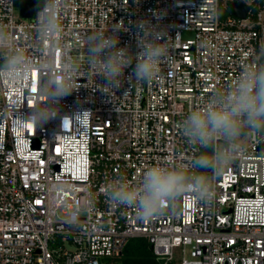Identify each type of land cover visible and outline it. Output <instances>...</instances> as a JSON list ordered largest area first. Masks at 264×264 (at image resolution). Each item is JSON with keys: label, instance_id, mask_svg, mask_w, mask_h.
Instances as JSON below:
<instances>
[{"label": "built area", "instance_id": "built-area-1", "mask_svg": "<svg viewBox=\"0 0 264 264\" xmlns=\"http://www.w3.org/2000/svg\"><path fill=\"white\" fill-rule=\"evenodd\" d=\"M231 1L61 0L60 31L46 39L39 23L49 0H35L30 16L19 0H0V63L22 51L40 66L0 77V264H108L132 237H144L159 264H264V137L242 138L245 151L211 182L210 199L188 194L142 220L107 198L120 176L134 187L153 165L199 156L204 150L187 143L181 121L245 67L264 65V0H242L243 17ZM156 10L165 13L159 24L172 38L171 61L151 83L126 79L117 92L105 89L88 64L86 38L124 20L131 31L119 33L118 47L135 53V22L158 23ZM65 60L79 65L74 90L55 118L24 123L47 101L49 68L55 75Z\"/></svg>", "mask_w": 264, "mask_h": 264}, {"label": "clouds", "instance_id": "clouds-1", "mask_svg": "<svg viewBox=\"0 0 264 264\" xmlns=\"http://www.w3.org/2000/svg\"><path fill=\"white\" fill-rule=\"evenodd\" d=\"M60 10L61 0H49L41 13V37L51 39L60 31ZM164 15L161 11H153V17L158 21L156 24L150 20L135 22L139 29L135 53L130 45L118 47L119 33L131 31L124 20L115 23L107 33L101 31L86 38L88 64L98 76L106 78L105 89L117 92L126 79L130 85L133 82L151 83L160 66L171 61L167 44L172 38L159 24ZM133 61L135 67L125 77V70ZM37 67L40 66L22 51H13L0 63V77H22ZM78 71L79 65L69 60H65L61 71L55 75L50 67L42 88L47 101L33 108L27 119L21 120L39 126L55 118L60 100L74 90L72 81ZM181 131L188 144L204 151L186 164L170 166L164 163L147 168L134 187L129 186L126 177L116 178L107 192L112 204L132 207L138 218L147 220L162 211L166 204H175L185 195L190 194L201 201L210 199L211 182L238 153L245 151L242 138L264 137V65L245 67L226 90L216 92L201 107L193 108L181 121ZM202 167L209 169L212 175L196 171Z\"/></svg>", "mask_w": 264, "mask_h": 264}, {"label": "trees", "instance_id": "trees-1", "mask_svg": "<svg viewBox=\"0 0 264 264\" xmlns=\"http://www.w3.org/2000/svg\"><path fill=\"white\" fill-rule=\"evenodd\" d=\"M226 13H230L228 7ZM108 264H159L151 252L144 237H132L122 249L120 255L107 258Z\"/></svg>", "mask_w": 264, "mask_h": 264}, {"label": "water", "instance_id": "water-1", "mask_svg": "<svg viewBox=\"0 0 264 264\" xmlns=\"http://www.w3.org/2000/svg\"><path fill=\"white\" fill-rule=\"evenodd\" d=\"M35 0H19V10L22 16H30L34 8ZM230 10L233 14L243 17L246 14L248 6L242 0H233L229 3ZM264 64V55L261 56ZM203 168V167H202ZM206 169V168H203Z\"/></svg>", "mask_w": 264, "mask_h": 264}, {"label": "rangeland", "instance_id": "rangeland-1", "mask_svg": "<svg viewBox=\"0 0 264 264\" xmlns=\"http://www.w3.org/2000/svg\"><path fill=\"white\" fill-rule=\"evenodd\" d=\"M60 242H57V244H59ZM64 245L67 247H70V244L68 242H64Z\"/></svg>", "mask_w": 264, "mask_h": 264}, {"label": "snow or ice", "instance_id": "snow-or-ice-1", "mask_svg": "<svg viewBox=\"0 0 264 264\" xmlns=\"http://www.w3.org/2000/svg\"><path fill=\"white\" fill-rule=\"evenodd\" d=\"M29 127H31V125H29Z\"/></svg>", "mask_w": 264, "mask_h": 264}]
</instances>
